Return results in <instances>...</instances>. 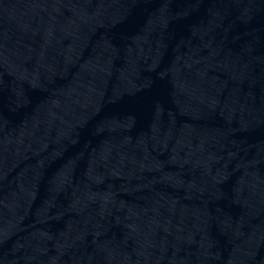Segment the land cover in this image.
I'll return each instance as SVG.
<instances>
[{
	"label": "water",
	"instance_id": "obj_1",
	"mask_svg": "<svg viewBox=\"0 0 264 264\" xmlns=\"http://www.w3.org/2000/svg\"><path fill=\"white\" fill-rule=\"evenodd\" d=\"M0 264H264V0H0Z\"/></svg>",
	"mask_w": 264,
	"mask_h": 264
}]
</instances>
